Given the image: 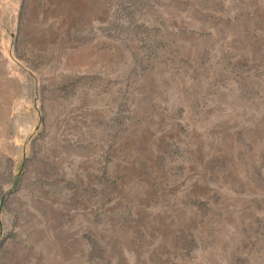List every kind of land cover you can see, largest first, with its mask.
I'll return each instance as SVG.
<instances>
[{"label": "rangeland", "instance_id": "1", "mask_svg": "<svg viewBox=\"0 0 264 264\" xmlns=\"http://www.w3.org/2000/svg\"><path fill=\"white\" fill-rule=\"evenodd\" d=\"M0 264H264V0H0Z\"/></svg>", "mask_w": 264, "mask_h": 264}]
</instances>
